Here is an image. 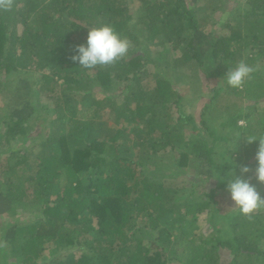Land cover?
<instances>
[{
	"label": "trees",
	"instance_id": "16d2710c",
	"mask_svg": "<svg viewBox=\"0 0 264 264\" xmlns=\"http://www.w3.org/2000/svg\"><path fill=\"white\" fill-rule=\"evenodd\" d=\"M203 1L211 12L187 0H13L0 9V264H264V206L242 214L226 190L248 165L264 197L259 141L247 142L264 138V0L227 1L241 11L227 24L210 23L214 1ZM103 24L129 52L86 69L74 46ZM241 61L254 70L240 90L226 73ZM191 76L197 90L185 96L180 82ZM117 85L122 104L109 94ZM230 93L252 104L222 103ZM36 94L52 105L49 132L48 108L30 123ZM79 107L93 109L87 123H73ZM141 147L153 154L148 173ZM191 171L208 187L185 193L168 182ZM21 211L30 222L3 223Z\"/></svg>",
	"mask_w": 264,
	"mask_h": 264
},
{
	"label": "clouds",
	"instance_id": "9594fccd",
	"mask_svg": "<svg viewBox=\"0 0 264 264\" xmlns=\"http://www.w3.org/2000/svg\"><path fill=\"white\" fill-rule=\"evenodd\" d=\"M13 6V0H0V9L8 10ZM130 48V41L122 37L110 24L94 26L88 29L86 41L76 44L72 60L78 65L92 69L97 66L110 65L124 58ZM253 68L241 61L235 68H229L226 73L227 84L233 88H240L244 81L253 72ZM259 141L255 153L257 167L255 176L259 182L264 183V138L247 137L248 143ZM252 171L248 165L240 166V175L227 180L226 190L235 206L242 214H250L264 206V197L247 174Z\"/></svg>",
	"mask_w": 264,
	"mask_h": 264
},
{
	"label": "rangeland",
	"instance_id": "374dc122",
	"mask_svg": "<svg viewBox=\"0 0 264 264\" xmlns=\"http://www.w3.org/2000/svg\"><path fill=\"white\" fill-rule=\"evenodd\" d=\"M188 1V3H189V5L190 6H192V7H197V9L200 11V12H211L212 11V9H209L208 8V5H207V3L205 2V1H201L199 4H195V3H193L192 2V0H187ZM214 1V3H213V6L215 5V11H214V13H212L213 15L210 17V19H209V22L211 23V21H213V20H217V21H222L224 24H227L229 21H231V17H232V14H240L241 13V11H240V8L239 7H235L231 12L229 11V9H226L225 8V4L227 3V1L228 2H230L229 4H230V7H231V5H233L234 6V3H235V0H213ZM236 1H240V0H236ZM239 4H245V1H243V2H239ZM133 7H135L134 5H132ZM243 8V7H242ZM165 48L167 49L168 48V46L166 47L165 46ZM165 60V59H164ZM162 62V61H161ZM243 62H245V61H243ZM188 79V80H187ZM212 81V80H211ZM211 81H209V82H211ZM213 82H214V80H213ZM181 87L183 88L182 89V93L185 95V96H188V95H192V93H194L195 92V90H197L196 89V81H195V78L193 77V76H191V77H189V78H182V80H181ZM117 88H115L111 93H109V94H111V96L112 97H115V98H117V100H118V104H122V100H121V96L124 94L123 93V90L121 89V86H116ZM242 88H240V90H241ZM98 90V89H97ZM35 99V103H34V106H35V108H36V113H35V115H34V117L32 118V120H30V123L32 124L34 121L36 122L37 121V118H35V116H39V115H41L42 113H43V111L41 112L40 111V109L41 108H48V109H50V110H48L49 112H47V113H44L45 114V116L47 117V121H46V126H47V129H46V132H49V129H48V127L50 126V125H52V123H51V120H55V114H54V111H52L51 109H53V108H50V107H52V105L51 106H49V104H48V106L46 105V107H42L43 105L41 104V102H40V100H39V98H38V95L36 94L35 95V97H34ZM244 98V96H243V94H240V96H234V95H232L231 93L229 94V95H226V96H224L223 97V99H222V103H226V102H228L229 104H231V105H234L233 107H240V105L243 103V104H248V103H251L252 104V101L253 100H248V99H246V100H244V102H242V99ZM251 101V102H250ZM221 106V105H220ZM259 106H264L263 104H259ZM232 107V108H233ZM216 109H218V110H216V115L218 114V112L220 111L219 109L220 108H216ZM91 111H93V109L91 108V107H89V108H86L85 109V107H79L78 108V110H77V116H75L76 118H74L73 119V123H76V122H83V123H87L88 122V120H90L91 119ZM213 112H214V110H213ZM215 113V112H214ZM71 115L69 114V113H66L65 115H64V117L62 118V120H60V122L59 123H64L65 124V126L64 127H62V129H61V131H63V132H65V130H66V125L68 124L67 122H69L71 119ZM103 119H108V122L110 121V123H113L114 122V120H115V117L113 116V115H111V114H105L104 115V117H103ZM219 119V118H218ZM40 121V120H39ZM244 120L243 119H241L240 121H239V124L240 125H243L244 124ZM131 125V124H130ZM132 126V125H131ZM130 127V126H129ZM128 127V128H129ZM189 127V126H188ZM190 128V127H189ZM47 135V134H46ZM234 136H236V135H234ZM37 141V143L39 142V139L38 138H33V139H31L30 141H29V143L28 144H26V148H28V149H30L31 147H33V145L36 143V141ZM136 140V139H135ZM133 141V144L134 145H132L133 147H134V149H135V142L136 141ZM245 140V139H244ZM132 141V140H131ZM32 144V145H31ZM31 145V146H30ZM146 149L144 148V147H141V160H142V164H145L144 165V168H145V172L146 173H148L147 171H150L149 169L150 168H152V166L154 165V162L152 163V164H150L149 162H147V160H146V158L148 157H150V156H152L153 157V154H151V153H148V152H146L145 151ZM132 155H134V154H132ZM166 159H164V162L163 161H161L160 159H159V161H161L162 162V164L161 165H163V166H165L166 167V165L168 166V167H170L171 166V164H172V162L171 161H169V160H166ZM247 161V159H244L243 160V163L244 162H246ZM164 163V164H163ZM166 174H169V171H160L159 172V175H166ZM172 181H168V182H171V183H173V182H175L176 183V185H178L179 187H177L181 192H185V193H189L190 192V190H193V189H197V191L198 192H201V191H203V187L204 186H207L208 187V184H206V180L203 178V177H201V175H198L197 173H194V171H191V173L189 172H187V175H186V177L185 176H181L180 174H175L173 177H172V179H171ZM209 182H211V179L210 180H208ZM183 183H186V185H182ZM208 183V182H207ZM62 184V183H61ZM206 184V185H205ZM199 185H202L203 187L201 188V186H199ZM184 193V194H185ZM178 200V199H177ZM28 215L27 214H23L22 215V211L20 212V213H18V216L16 217V218H11V217H7V216H1V219L4 221L3 223H9V222H13V221H19V222H22V223H27V222H30V220H29V217H27ZM32 219V218H31ZM203 220V219H202ZM208 222V220L207 221H205V223H207ZM3 226L0 224V234H1V228H2ZM8 248H10V247H8L7 245H3L2 246V249H6V250H8ZM68 249H72V246H68V248H67V250ZM53 251V249L52 248H50V249H48V250H46L45 251V254L46 255H50V256H52V252ZM75 254H76V257H79L80 255H81V253H78L77 251L75 252ZM12 261H14V259H12ZM19 261V259H17L16 260V262H14L15 264H20V262H18ZM42 263V261L40 262V264Z\"/></svg>",
	"mask_w": 264,
	"mask_h": 264
}]
</instances>
